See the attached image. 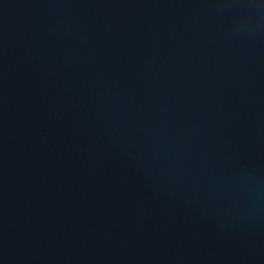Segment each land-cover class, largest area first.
Masks as SVG:
<instances>
[{
    "label": "water",
    "instance_id": "water-1",
    "mask_svg": "<svg viewBox=\"0 0 264 264\" xmlns=\"http://www.w3.org/2000/svg\"><path fill=\"white\" fill-rule=\"evenodd\" d=\"M0 264H264V0H0Z\"/></svg>",
    "mask_w": 264,
    "mask_h": 264
}]
</instances>
